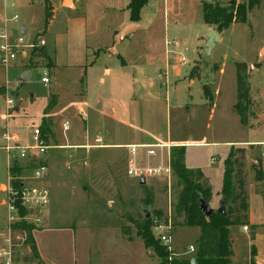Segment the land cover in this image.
Masks as SVG:
<instances>
[{"label":"rangeland","instance_id":"374dc122","mask_svg":"<svg viewBox=\"0 0 264 264\" xmlns=\"http://www.w3.org/2000/svg\"><path fill=\"white\" fill-rule=\"evenodd\" d=\"M217 1L222 6L234 2L246 3V0ZM148 7L149 11L152 4ZM74 16L72 11L58 9L49 28L46 27V10L42 0H0V35L6 32L8 43L17 47L21 31L27 29L22 45L16 48L17 60L11 61L8 68L2 63L0 52V184H7L8 179V154L2 149L7 127L10 133L18 135L22 145L29 146L32 130L53 120L54 129L52 126L51 131L53 129L57 143V148H50L46 154L49 172L47 178L40 181L46 182L50 203L39 216L41 222H36L35 217L31 224L36 228L34 241L40 260L32 259L30 246L23 243L16 249L15 264H160L155 253L145 249L137 234L136 223L143 221L146 212L151 216L161 212V218L171 220L173 251L179 255L174 259H195L194 254L185 257L184 253L191 245L197 249L200 229L186 227L184 215L176 210L181 187L175 177L170 190L165 179L152 178L144 186L140 185L138 180L127 174V146L117 150L91 148L89 151L66 148L75 143L123 146L134 141L131 130L123 124L117 123V128L111 131L112 135L101 128L102 120L97 113L103 106L95 105L93 110H86L92 118V124L86 130L81 113L73 107L75 104L72 105L83 102L82 98L75 101L74 94L88 93L93 100L98 97L109 99L112 87L100 84L101 69H58L51 73L50 64L32 54L34 45L42 48L39 44L43 37L47 40L50 53L59 49L65 54L68 46L76 49L77 43L74 40L68 42L64 37L67 21ZM196 34L197 30L183 42L185 52L182 57L186 64L179 66L180 77L171 73L168 80L164 75L159 79L161 74L148 73L153 79V87L134 84V96L126 91L121 93L117 87V110L124 106L128 108L129 102L136 100L135 110L140 118L138 124L146 132L161 135L164 139L169 135L173 141L207 144L188 147L185 164L193 170H211L209 181L215 192L222 184L224 162L230 151L228 143H255L254 146H236L246 150L243 157L241 154L238 157L244 164L248 188L250 182L255 181L254 162L264 161V147L258 145L264 143V0L249 13L246 24H233L219 33V43L210 57L205 56L206 43L199 41ZM128 42L126 40L122 44L120 54H124ZM260 51H263L261 61ZM30 61L33 68L29 69V79L18 91L21 84L19 78L26 71L23 65L27 66ZM110 65L114 70L117 67L120 69L118 58L111 60ZM197 65L200 67V78L190 81L189 75ZM238 69L250 86L246 125L242 124L235 109ZM44 70L48 71L51 81L47 86L42 82ZM120 71L131 81L138 79L131 67ZM51 85H56L55 95L62 94L54 119L51 118L55 107L50 95ZM204 85L211 89L212 105L204 96ZM7 98L15 103L22 101L18 110L15 106L10 111L12 117L8 120L5 118ZM117 116L124 115L117 112ZM106 122L109 127L110 122ZM67 123L69 131L64 129ZM54 138L48 135L44 140L50 146ZM172 149H165L171 157ZM76 154H81L79 162ZM18 156V151H14L10 159L24 164ZM251 173L254 174L252 181L249 177ZM5 192L6 185H3L0 190V228L7 223V210L2 205ZM147 192L153 198L150 206L145 203ZM210 205L217 210L219 198H213ZM240 228L233 227L232 232L241 233Z\"/></svg>","mask_w":264,"mask_h":264},{"label":"crops","instance_id":"0c3cea01","mask_svg":"<svg viewBox=\"0 0 264 264\" xmlns=\"http://www.w3.org/2000/svg\"><path fill=\"white\" fill-rule=\"evenodd\" d=\"M49 1L53 8L52 21L58 9L69 10L76 15L68 19L64 37L68 42L69 40H74L77 43L76 49H71L68 46L65 54H62L59 49H55L50 53L49 50H47V40L43 37L45 41L44 57H48L47 62L50 63V72L52 73L54 70L58 69L79 70L99 68L102 73L99 77L100 84L102 86H107L109 84L112 87V95H109V99L98 97L96 100H93L88 93L86 95H73L75 101H81V98L83 100L81 103L75 102L72 103V105L75 104L73 107L81 113V118L85 123L86 130H88V126L92 124L91 114H89L90 116L87 115L86 110L88 109L91 111L95 105H98L103 106V109L98 111L97 115H99V119L102 120L101 128L104 129L106 133L108 130V133L112 135L111 131L116 129L117 123H119L129 128L134 137L132 143L123 146H117L112 143L107 145L100 143L94 146L75 143L66 146L68 150L89 151L92 150L91 148L117 150L118 147L124 148L130 145L163 144L173 148L185 147L187 155L188 147L207 145L204 143L173 141L169 135L164 139L161 135L150 134L138 124L140 118L135 110L136 100H131L128 108L124 106L119 107L117 110V100L115 99L117 97V87H119L121 93L126 91L130 93V95L133 94L132 96H134V93H132V91L134 92V84L141 85L144 88H152L153 79H151V76L147 75L148 73H157V76L161 74L159 79H162L164 75L167 80L171 73L175 77L181 76L179 66L186 64L185 59L182 57L183 52H185L183 47L184 40H187L189 34H195L197 30V39L205 44L208 39L207 35L214 30V28L207 26L203 20V2L205 0H149L148 4L141 11L140 22L137 23L138 29L135 33L126 38L115 51L113 50L115 35L126 24L133 23L131 21L130 12L127 9L132 0H73L74 9L63 7L64 0ZM216 2L218 1L216 0ZM150 4H152V8L148 11L147 8H149L148 6H150ZM52 21L48 26L49 28L51 27ZM126 40H129V42L124 48V54L122 55L119 53V49ZM200 48L202 49L203 47ZM260 54L261 51L258 54L259 57ZM199 56H201V53H199ZM114 58H118L120 61V69L117 67V70H114V67L112 68L110 65V61ZM259 61H261L260 58ZM196 63L198 64L199 62ZM130 67L136 75H138V79L134 81H131L128 75L120 71ZM23 68H25L23 70L29 71V69H26L25 64ZM24 72H22V74ZM50 87L54 88L53 96L50 91V95L55 104L53 114L51 115V118L54 119V117H57L54 114L57 112V106L62 94H54L57 91L56 85H51ZM145 103L152 104L153 102L146 101ZM20 105L22 106L21 100ZM117 112L124 116L118 117ZM106 121L110 122L111 127L107 126ZM48 124H50L51 128L53 126L54 129L53 120L52 123ZM6 125L8 126V123ZM53 129L49 134L51 138H54ZM144 136L148 137L145 138ZM52 141L53 144L51 143L49 147L57 148L55 138ZM238 144H247L251 146L255 143H228V148L237 146ZM79 156L81 157V154H76L77 162L81 160V158L78 159ZM46 161L49 167L48 159H46ZM261 162L264 169V161L262 160ZM254 164H257V161H255ZM211 172V170L208 172L203 171L205 181L210 187L209 178ZM47 174L44 176V180L47 178ZM249 177L252 181L254 174L251 173ZM40 181H30V183L45 186L46 182ZM3 185L7 184L1 183L0 190ZM217 189L216 192L213 189L212 193L214 194L212 199L219 198L220 203L222 200L220 194L222 184ZM247 191L250 227H247V230H244L245 227H241V233H233V228L230 229V239L233 245L231 264H251L253 260L254 264H264V182H250ZM2 205L4 206V199ZM241 240H243V242ZM188 249L186 248L185 251ZM242 250H244V252ZM253 250L255 252L254 257Z\"/></svg>","mask_w":264,"mask_h":264},{"label":"trees","instance_id":"16d2710c","mask_svg":"<svg viewBox=\"0 0 264 264\" xmlns=\"http://www.w3.org/2000/svg\"><path fill=\"white\" fill-rule=\"evenodd\" d=\"M46 10V27L50 25L53 19V8L49 0H42ZM149 0H132L127 9L130 12L131 21L133 23L140 22L141 11L148 4ZM262 0H247L246 3L234 2L227 6H222L220 3L203 2V20L210 28H215L216 32L222 33L228 30L233 24H246L248 22L249 13L258 8ZM33 56L42 58L44 61L48 57H44V47L38 48L34 45L32 50ZM50 64V63H49ZM27 69L33 68V62L30 61L26 66ZM240 68V66H239ZM241 69V68H240ZM238 69L237 73V104L235 109L239 115L242 124L246 125L247 112L250 106V86L248 80L242 76ZM200 78V67L195 66L190 75V80ZM204 96L211 105L213 104V94L208 85L203 86ZM50 109V107L48 108ZM42 138L47 140L51 133V126L41 125L39 127ZM244 148L231 146L229 154L224 162V173L222 179L221 198L227 199L226 209L227 215L222 216L215 213L209 218H206L200 212V198L211 203L213 193L210 186L205 181V176L202 170L189 169L185 164V147H174L172 149V166L174 170L177 184L181 187L178 196L176 210L178 214L184 215V225L190 228H199L200 237L197 242V249L194 253L197 264H231L233 256V245L230 239V229L233 227H250L249 224V206H248V191L246 188V175L244 173V164L240 161L238 154H245ZM255 173V182H264V169L261 161L252 166ZM20 173L18 169H14L13 173ZM264 201V195H263ZM153 198L150 192H147L145 203L152 205ZM216 210V209H214ZM22 216L25 211H21ZM161 212L157 215L161 218ZM148 212L142 222H137V234L142 239L146 250H152L159 259L160 264H168L170 253L167 249L154 237L152 232V216L148 218ZM16 234L25 235V244L30 246L32 259L40 260L37 246L34 241L33 233L36 228L20 222L14 228ZM128 233V231H125ZM255 252L253 250V257ZM188 260L173 261L174 264H188ZM251 264H254V260Z\"/></svg>","mask_w":264,"mask_h":264},{"label":"built area","instance_id":"2783aa9c","mask_svg":"<svg viewBox=\"0 0 264 264\" xmlns=\"http://www.w3.org/2000/svg\"><path fill=\"white\" fill-rule=\"evenodd\" d=\"M206 2H215L216 0H205ZM16 22V21H14ZM23 38L20 37L17 47L8 43L6 32L0 35V52L3 55L2 63L8 68L11 61L16 60V48H20ZM20 44V45H19ZM40 46H45V41L40 39ZM48 71H43L42 82L47 86L50 84ZM15 101L7 98L6 100V116L8 120L10 111L15 108ZM65 131L69 129V124L64 126ZM5 142L3 150L8 154V179L4 198V206L7 210L6 226L0 228V264H15V252L17 247L25 243V235L16 234L14 228L20 222L32 224L33 218L36 222H41L39 216L42 210L50 203V191L48 187L30 183L40 181L48 173L49 167L46 161V154L50 147L46 144L41 136L39 128L33 130L31 134V144L24 146L20 143L18 135L8 131V127L3 134ZM264 147V143L258 144ZM256 146V145H255ZM170 146L158 145H130L127 147L129 161L127 174L129 177L138 180L142 178L145 181L156 178L168 181L170 190L172 179L175 177L172 166V157L170 153H166ZM18 151L20 160H11L12 152ZM262 156L264 157V148ZM14 169L21 172L13 173ZM21 211H25L22 216ZM152 232L154 237L167 249L170 253L168 264H173L176 255L173 251V227L170 219L152 216ZM248 228L245 227L244 230ZM196 252V248L191 246L185 251L184 256L187 257ZM174 257V258H173ZM186 260V258H184ZM188 259V258H187Z\"/></svg>","mask_w":264,"mask_h":264},{"label":"water","instance_id":"95a60500","mask_svg":"<svg viewBox=\"0 0 264 264\" xmlns=\"http://www.w3.org/2000/svg\"><path fill=\"white\" fill-rule=\"evenodd\" d=\"M63 7L68 8V9H74L73 7V0H64L63 2ZM138 29V25L137 23H129L126 24L114 37V45H113V50L115 51V49L118 48V46L126 39L128 38L130 35H132L133 33H135V31ZM27 33V29H23L21 32V36H25ZM219 43V34L216 31H211L207 42H206V46H205V53H206V57H210L212 51L215 49L216 45ZM263 52V51H262ZM261 52V53H262ZM260 60H262V56L260 54ZM30 76V71H25L19 78L21 85L18 89V91L20 90V88H22L24 85H26L28 79ZM50 91L52 93L53 96V91L54 88L50 87ZM20 105V101L16 102V110H18V107ZM146 184V181L144 178H142L140 180V185L144 186ZM226 204H227V199L224 198L221 200V202L219 203L218 209L214 210L210 203L205 201L202 197L200 198V212L206 217L209 218L212 215H214L216 212L219 213L222 216H226L227 215V209H226ZM148 218L150 217V213H148ZM188 264H197L196 263V259H191Z\"/></svg>","mask_w":264,"mask_h":264}]
</instances>
